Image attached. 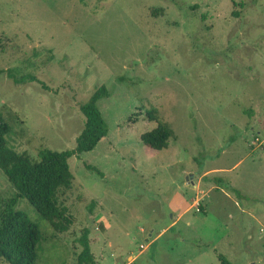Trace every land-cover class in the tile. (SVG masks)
<instances>
[{"label":"rangeland","instance_id":"374dc122","mask_svg":"<svg viewBox=\"0 0 264 264\" xmlns=\"http://www.w3.org/2000/svg\"><path fill=\"white\" fill-rule=\"evenodd\" d=\"M0 72L9 145L33 160L73 150L80 107L110 93L108 135L69 160V231L19 202L38 264H76L84 229L97 264H264V0H0ZM152 109L161 151L140 140ZM14 194L0 171V208Z\"/></svg>","mask_w":264,"mask_h":264},{"label":"trees","instance_id":"16d2710c","mask_svg":"<svg viewBox=\"0 0 264 264\" xmlns=\"http://www.w3.org/2000/svg\"><path fill=\"white\" fill-rule=\"evenodd\" d=\"M9 76L13 77L10 73ZM27 81H35V78L26 77L15 82ZM108 98V89L101 86L80 107L85 122L73 150L59 152L42 149L38 153V160H33L27 153H17L10 147L8 137L12 126L0 111V171L15 190L14 196L0 208V264H38L43 234L38 224L26 212L18 209L20 201L28 202L56 233H66L73 225V217L59 203V194L69 190L73 184L74 176L69 160L92 152L108 135V124L98 107L100 101ZM147 116L150 121L157 122V127L142 134L141 142L154 151L167 149L170 140L174 138L173 129L168 123L158 120L156 109L147 112ZM88 168L95 169L91 166ZM213 181L218 185L223 184L222 179ZM92 209L90 207L91 212ZM89 235V229H84L78 239L81 252L76 264H97ZM218 259L219 264H232L223 255H219Z\"/></svg>","mask_w":264,"mask_h":264}]
</instances>
